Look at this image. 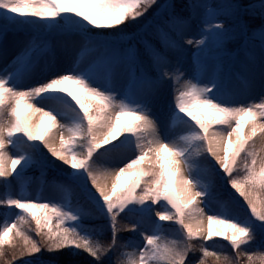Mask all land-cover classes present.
<instances>
[{
    "label": "rangeland",
    "instance_id": "rangeland-1",
    "mask_svg": "<svg viewBox=\"0 0 264 264\" xmlns=\"http://www.w3.org/2000/svg\"><path fill=\"white\" fill-rule=\"evenodd\" d=\"M242 2L196 0L166 30L172 0H0V38L41 41L0 46V179L50 169L78 191L7 192L1 246L19 211L66 229L132 213L128 264H184L189 240L237 246L262 229L264 14L242 44L231 40L264 0ZM143 5L155 14L124 34Z\"/></svg>",
    "mask_w": 264,
    "mask_h": 264
},
{
    "label": "trees",
    "instance_id": "trees-1",
    "mask_svg": "<svg viewBox=\"0 0 264 264\" xmlns=\"http://www.w3.org/2000/svg\"><path fill=\"white\" fill-rule=\"evenodd\" d=\"M195 1L172 0L170 7L161 15L162 22L160 24L164 23L166 30L168 27L177 26L180 23L179 20L186 16L188 4ZM234 1L240 2L239 4L243 3V0ZM140 9V15L136 13L127 17L122 23V30L119 28L117 30H121L124 34H132L136 31L139 34L146 20L148 21L155 14L152 7L150 9L143 5ZM263 14L264 3H259L245 10L240 18L243 29H239L241 33L237 36L235 33L236 39L231 40V44H242L243 38L250 33L249 30L259 24L257 15ZM223 23L234 22H230V19L225 17ZM10 35H20L22 40L35 44L34 48H37L41 42L37 43L36 39L30 41L24 31H20L18 34L3 31L0 46L5 42V38H9ZM142 39L143 35L139 36L137 40L141 42ZM146 40L151 42L154 38L150 35ZM249 50L250 48L241 49L239 53L247 57ZM145 56L148 57V54H144L142 57ZM57 178L59 179V176H56V173L50 169L46 170L45 173L32 169L22 174H14L8 180L0 179V222L3 220L2 196L6 195L7 192H18L20 196H30L40 200L45 198L44 188L51 182L61 186V188L68 189L72 196L77 197L78 191L56 182ZM232 204L227 202L225 206L227 212L232 214L236 211L237 214L241 215L239 207L233 208ZM133 218L134 214L121 212L115 215L112 221L91 217L88 220L77 221L75 229H66L54 222L38 223L30 219L26 213L19 211L11 220V233L7 242L3 246L0 245V264H128L120 257V252L126 248L129 236L127 230L132 224ZM187 247L188 255L184 264L188 261L192 264H204L205 259L218 264H264V224L262 229L256 227L247 240L237 246L228 245L222 241L192 239L188 241Z\"/></svg>",
    "mask_w": 264,
    "mask_h": 264
},
{
    "label": "bare ground",
    "instance_id": "bare-ground-1",
    "mask_svg": "<svg viewBox=\"0 0 264 264\" xmlns=\"http://www.w3.org/2000/svg\"><path fill=\"white\" fill-rule=\"evenodd\" d=\"M64 160H61V162H63ZM111 171L112 170H110L109 171V175H113V172H112V174H111ZM110 178V177H109ZM100 187H101V190H100V192H101V194H104V193H108L109 192V189H110V186L109 185H106L104 182H101L100 181ZM181 187L183 188V184H182V182H181ZM188 190L185 188L184 189V192H187ZM189 196V195H188ZM192 195H190V197H191Z\"/></svg>",
    "mask_w": 264,
    "mask_h": 264
}]
</instances>
